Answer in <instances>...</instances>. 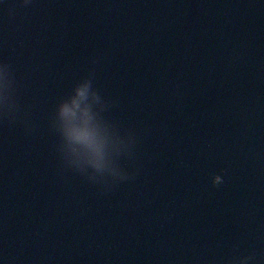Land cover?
Segmentation results:
<instances>
[{"label": "water", "instance_id": "1", "mask_svg": "<svg viewBox=\"0 0 264 264\" xmlns=\"http://www.w3.org/2000/svg\"><path fill=\"white\" fill-rule=\"evenodd\" d=\"M4 64L0 264H264V0H0ZM85 78L126 180L58 151Z\"/></svg>", "mask_w": 264, "mask_h": 264}, {"label": "clouds", "instance_id": "2", "mask_svg": "<svg viewBox=\"0 0 264 264\" xmlns=\"http://www.w3.org/2000/svg\"><path fill=\"white\" fill-rule=\"evenodd\" d=\"M30 0H24L27 5ZM91 78H85L73 89L74 94L62 100L52 120V126L60 135L58 151L64 162L84 174L87 169L88 179L93 182H107V177L113 180H126L128 176L113 162V155L127 151L133 142L131 137L126 142L120 138L114 128L100 116L104 104L99 94L92 89ZM12 81L9 66L0 65V89L10 97ZM99 105V110L94 106ZM6 114L11 112L14 104L4 105ZM223 183L221 175L212 176L213 187ZM246 257L241 264H245ZM232 264V262H230Z\"/></svg>", "mask_w": 264, "mask_h": 264}]
</instances>
